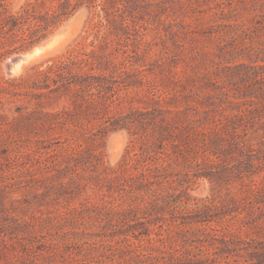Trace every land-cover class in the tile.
<instances>
[{
  "label": "rangeland",
  "instance_id": "1",
  "mask_svg": "<svg viewBox=\"0 0 264 264\" xmlns=\"http://www.w3.org/2000/svg\"><path fill=\"white\" fill-rule=\"evenodd\" d=\"M3 1L15 11L25 0ZM77 14L60 47L5 74L8 56L48 39ZM236 21L244 23L237 37L216 31ZM75 42L82 60L56 84L4 82L32 74ZM258 43L264 0H96L1 58L0 82L10 91L0 92V264H264V73L246 77L236 68L264 70ZM79 75L83 84H73ZM241 100L254 102L250 118L238 117ZM62 110L66 118L49 123ZM86 137L98 170L132 153L142 160L137 174L143 164L165 169L144 185L136 175L131 190L105 193L87 178L90 169L68 183L51 159L66 139ZM102 200L124 208L128 200L132 208L111 221L80 220L87 233L81 244L62 239L71 228L56 216ZM46 215L60 228L27 224ZM126 246L132 251L123 257ZM133 252L140 261L129 259Z\"/></svg>",
  "mask_w": 264,
  "mask_h": 264
},
{
  "label": "trees",
  "instance_id": "2",
  "mask_svg": "<svg viewBox=\"0 0 264 264\" xmlns=\"http://www.w3.org/2000/svg\"><path fill=\"white\" fill-rule=\"evenodd\" d=\"M95 1L96 0H25L17 10L12 11L3 0H0V59L14 51L22 50L39 41L41 38L45 37L47 33L62 23L80 6L83 4L93 6ZM232 3L233 2H227L225 5H228V7L231 8ZM224 25L228 27L227 30H216L221 35L227 34L230 35V37L235 38V35L237 37L238 34L244 32V30H242L244 23L236 21L234 24L228 23ZM247 38H250L251 41L254 39L253 36H248ZM230 45H235L233 40L230 42ZM222 48H225V45H223ZM254 48L264 51V43H258V46H254ZM232 49H234V46H232L231 49H227L226 52L231 53ZM82 51V43L75 42L66 50V52L49 59L45 65L40 63L39 65L33 67L34 71L32 74L21 76L18 79L5 80L4 82L12 85H21L23 82L31 80L32 78L35 88L41 89L44 87H50V82L56 84L58 81L57 79L69 70L68 68L81 62L82 58L80 55L83 53ZM89 68L93 69V66L89 65ZM236 68L246 69L243 73L246 77L264 73L263 67L260 66V64L249 65L240 63L236 65ZM233 74L237 75L236 72H233ZM231 76L232 74H230L229 77ZM0 78L2 77L0 76ZM81 79L82 77L80 75L77 76V80L73 84H83ZM56 88H58V86ZM9 91L8 87L6 85H2L0 82V92L7 94ZM41 95H44V93L40 92L39 96ZM240 95V97H244V92L241 91ZM0 98H2L1 94ZM38 99L37 104L39 106H43V101L40 100L41 97ZM235 103L237 104V109L239 110L237 114L238 117H241L240 114H246L248 118H250V116L254 113V110L251 108L253 105L252 103H254L252 100L249 102H245V100L243 102V100H241ZM242 105H244V107H242ZM67 114V110L53 113V117L50 114L48 115L51 116L48 118L49 123L56 124V122L64 120ZM236 128L237 126H233V129ZM87 138L88 137L84 138V142H82L79 138H75L72 142L68 143L66 139V144L62 147L61 151H59L60 153L57 154L54 159H51V165L55 168H59L58 173H66V175H68V183L73 182L76 176H79L80 178L84 177L86 172H90L87 171V169H90L94 171V173H89L87 178L95 182L101 190H106L105 193H108L116 188L120 189L124 187H127L124 189H128L129 187L128 190H131V188H134L133 179L136 175L139 179H141L140 185H144L143 181H157L159 178L156 173L165 169L163 163L158 164V166H152L151 164L144 166L143 164V170L137 174L133 171V169L135 168L136 163L142 162V160L140 157L139 159H136V153H132L131 155L124 156L118 163L117 167H103L98 170V153L92 152L89 148ZM128 153H130V151ZM133 154L135 156L134 158ZM160 168L162 169L160 170ZM79 169H82L83 171L78 172ZM152 170L154 174H152ZM73 173L76 174L73 175ZM58 183L60 186H63L61 181H58ZM136 188L139 189L138 185ZM124 202L130 208H124L122 203L115 204L114 206L110 201L102 200L100 202H92L89 205H80L73 209H69L68 211L64 210L61 216H56V219L58 217L60 223L70 226L71 229L65 231L63 230L61 233L62 239L65 241H70L72 239L73 242L77 241L80 244L83 243L87 236V233L84 231L85 229L80 228L83 222H86L87 220H98V222H100L104 221V219H107V221L116 219L117 217L124 215L127 209L131 210L132 208V202H129L128 200H124ZM74 211L76 212V217L74 221L71 222L69 214L72 212L74 213ZM54 219L55 218L52 215H46L45 217L39 216L27 221V224L34 226L35 222H39L42 226L51 225L59 226L60 228V223L57 222V220L54 221ZM80 220L83 222H79ZM75 223L78 225L76 226ZM51 226L50 228H52ZM30 245L32 247L33 244ZM130 251H132V249H130L129 246H126L120 250V254L125 257V253ZM128 257L132 261H140V255L136 254V252L130 253ZM73 259H78L77 255L73 257ZM5 264H11V261H7Z\"/></svg>",
  "mask_w": 264,
  "mask_h": 264
},
{
  "label": "water",
  "instance_id": "3",
  "mask_svg": "<svg viewBox=\"0 0 264 264\" xmlns=\"http://www.w3.org/2000/svg\"><path fill=\"white\" fill-rule=\"evenodd\" d=\"M78 18V14L72 17L71 23ZM71 23H69V25ZM67 31L68 25H64L59 33L51 35L45 43L36 44L28 50L8 56L3 63L5 74L8 76L19 74L27 63L38 56L41 52L52 46L54 43L59 41L65 35V33H67Z\"/></svg>",
  "mask_w": 264,
  "mask_h": 264
},
{
  "label": "bare ground",
  "instance_id": "4",
  "mask_svg": "<svg viewBox=\"0 0 264 264\" xmlns=\"http://www.w3.org/2000/svg\"><path fill=\"white\" fill-rule=\"evenodd\" d=\"M71 21H72V20L70 19V20H68L66 23H64V25H68V30H69L70 27H71V24L69 25V23H71ZM64 25H62V26L60 27V29H58L54 34L59 33V32L61 31V29L63 28ZM67 35H68V32L65 33V35H64L59 41H57L56 43H54L52 46H50L49 48H47L46 50H44L43 52H41L38 56H36V57L33 58V59H38V58H40V57L42 58V56H46L48 53H50V52L56 50L58 47H60V46L63 44V42L65 41V38H66ZM47 40H48V39L42 41L41 43H45ZM33 59H32V60H33ZM32 60H31V61H32ZM31 61H30V62H31ZM35 61H36V60H35Z\"/></svg>",
  "mask_w": 264,
  "mask_h": 264
}]
</instances>
